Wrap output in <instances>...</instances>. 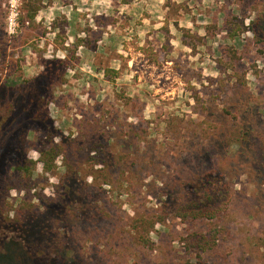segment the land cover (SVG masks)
<instances>
[{"label": "clouds", "instance_id": "obj_1", "mask_svg": "<svg viewBox=\"0 0 264 264\" xmlns=\"http://www.w3.org/2000/svg\"><path fill=\"white\" fill-rule=\"evenodd\" d=\"M18 108L0 264H264V0H0Z\"/></svg>", "mask_w": 264, "mask_h": 264}, {"label": "trees", "instance_id": "obj_2", "mask_svg": "<svg viewBox=\"0 0 264 264\" xmlns=\"http://www.w3.org/2000/svg\"><path fill=\"white\" fill-rule=\"evenodd\" d=\"M20 107H24L23 104L20 105ZM35 107V106H34ZM32 115V111H29V113L21 114L19 111V108L17 109V112L14 113V116L17 117L16 124H12L11 121L8 122L9 128L6 129V138L8 139L7 142L9 144V155L10 157L5 160L6 167L9 163H21L23 160V150H22V141L19 139L21 136L23 129L28 126L33 127H43V124H40L39 122L33 123L29 120V117ZM19 125V126H17ZM51 211L48 215H51ZM47 216H41L38 219H36L34 222H29L25 229L29 235H37L42 227H45L44 221L46 220ZM52 264H62L60 261H54Z\"/></svg>", "mask_w": 264, "mask_h": 264}, {"label": "rangeland", "instance_id": "obj_3", "mask_svg": "<svg viewBox=\"0 0 264 264\" xmlns=\"http://www.w3.org/2000/svg\"><path fill=\"white\" fill-rule=\"evenodd\" d=\"M38 82V86H39ZM41 91H43V89H40ZM34 108V106H33ZM29 113V112H28ZM10 126L8 125V123L4 124L3 127H0V178H2L4 176V173L6 171V163L5 160H7L8 157H10L9 155V144L7 142V138H6V129L5 128H9ZM22 150H23V146H22ZM4 195H6L5 189H4V183L3 180L0 179V204H2L3 201V197ZM0 227H11L13 229H15L17 227V225L12 224V225H4L3 221L0 220ZM22 231H26L24 229H22Z\"/></svg>", "mask_w": 264, "mask_h": 264}]
</instances>
